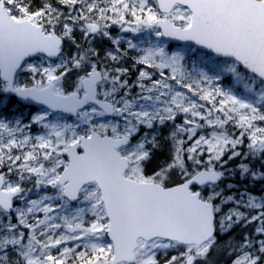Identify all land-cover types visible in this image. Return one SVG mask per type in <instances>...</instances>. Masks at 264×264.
Listing matches in <instances>:
<instances>
[{
    "label": "snow or ice",
    "instance_id": "snow-or-ice-1",
    "mask_svg": "<svg viewBox=\"0 0 264 264\" xmlns=\"http://www.w3.org/2000/svg\"><path fill=\"white\" fill-rule=\"evenodd\" d=\"M111 25L207 49L213 75L186 72L181 54L149 48L136 63L157 69L160 78L141 70L133 95L123 78L129 70L115 66L127 53ZM77 31L86 45L77 43ZM97 37L116 48L101 57L92 46ZM66 42L75 55H62ZM37 53L60 62H28ZM21 72L33 74L31 86L18 81ZM225 74L233 86L219 83ZM13 97L46 108L30 123L23 113L8 119ZM49 110L72 113L78 122H52ZM180 115L183 122L175 124ZM107 117L119 119L101 122ZM168 121L171 160L148 175L160 148L156 126ZM33 123L46 134H28ZM205 127L212 131L198 135ZM144 128L152 131L133 142ZM245 139L242 154L237 148ZM242 155L240 174L264 182V0H0V264H209L220 233L242 222L258 226L254 237L242 238L233 264H264V196L237 199L220 187L225 166ZM174 172L180 179L169 186ZM26 180L55 194L26 200ZM16 200L26 205L16 207ZM73 201L82 206L70 207ZM229 203L236 207L222 211Z\"/></svg>",
    "mask_w": 264,
    "mask_h": 264
},
{
    "label": "rangeland",
    "instance_id": "rangeland-1",
    "mask_svg": "<svg viewBox=\"0 0 264 264\" xmlns=\"http://www.w3.org/2000/svg\"><path fill=\"white\" fill-rule=\"evenodd\" d=\"M108 31L112 37L118 38L120 40V52L121 53H124V52L127 53V55L124 56L123 59L120 60V62L118 64H116L115 66L127 68L129 70L126 77H123V78L128 79L129 84L132 85L131 92L133 95H136L137 93L140 92V88L137 85V79L139 76V72L141 70H146V71L150 72L152 74L153 79H159L160 78L159 72L157 69L148 68V66H146V65L136 63V60L144 54L143 50H145V49L162 47L164 49V51L169 56L176 54V53H179L183 56L182 64H183L184 70L186 72L195 74L196 72L202 70V71L208 72L209 75H213V72L210 71V69L214 67L213 62L209 61L208 57L205 56L204 53H200L199 50L195 46L193 47V45H192V47L188 46V45H180V47L170 48V42L167 39H164L163 37L156 36L155 33L152 32L151 30H142L139 32H132V31L126 32V31H123L121 29V26H119V25H111V27L108 29ZM75 36H76V40H77L78 44L83 46V45H86L88 43L87 40L82 38L81 33L79 31H77L75 33ZM129 41L132 44L136 45V48H129V46H128ZM92 46L101 54V57H104V55L107 51H112L116 48V45H114L112 43V41L109 40L107 37H104V38L97 37L95 40L92 41ZM193 49H195V51H193ZM75 52H76V47H75V45L71 44V42H66L64 44V47L62 50L63 56L69 57L71 55H75ZM187 53L191 54V57L189 59V63H185L186 57H188ZM213 60H223V59H219V58H216L213 56ZM59 62H60V57L56 61H51L44 56L36 57V59L30 61V63L36 64V65H43V66H47L50 63L55 64V63H59ZM104 63L107 65H112L114 62H112L110 60H104ZM164 71H165L166 75H170V72L168 69H164ZM36 78L39 79V76H37ZM76 79H77V76H76L75 72L69 74L68 78L65 81V89L67 91L73 90ZM18 81L21 82L22 84H27V85L31 86V84L33 83V74L28 73V72H21L18 75ZM143 83L150 84V81L145 80V81H143ZM219 83L222 86H224L225 88H228V87L233 86L234 80L230 74H225L224 77L222 78V80L219 81ZM237 90L240 92H243V87L240 86ZM184 91H187V90H184ZM201 103H203V102H201ZM12 104H15L16 106L13 107ZM12 104H10L8 106V108L4 111V115L8 119H13L14 117H19L20 114L23 113L24 123H30L32 117L35 114H37L40 110L45 109V108H40L37 110H30L28 107L25 108V106L19 102H16V101L13 102V100H12ZM50 112H51V115L49 116V120L52 122H56L57 120L60 123H67V124H75L78 122L77 117L70 118V117L65 116L62 113H55L52 111H50ZM105 119L112 121V122H115L119 118L118 117L115 119L102 118L101 122H104ZM182 122H183V116L180 115L177 117L175 124H181ZM86 127H87L86 125H82L80 129H77V131L82 133V129L86 128ZM228 127H229V130L232 133H234L235 135L239 134L240 129L234 128L231 125H229ZM156 128H157V139L160 142V148L153 151V158L145 168L146 174H148V175H151L153 171H158L160 167L164 166L166 163L170 162V160H171L172 145H171L170 141L168 140V137H169V134L174 130L173 122L168 121L164 125H157ZM149 131H152V130L147 129V128L142 129L140 136L134 137L133 142H135L137 139H140L141 136L143 135V132H149ZM211 131H212V129L210 127H205L202 130V132H198V135L199 134H208ZM26 132H28V134H30L32 136H38V135L46 134L47 130L44 129L41 125L33 123L31 125L30 129H26ZM183 138L186 139V137H183ZM188 143L190 144L191 141H189ZM247 143H248V141H247V139H245V143L238 146L237 151H240L242 154L247 153L248 152ZM63 158L68 159L66 153L64 154ZM244 162H246V158L242 155L241 157L235 158V160H233V161H229V163L225 166L227 171H226V177H225L224 185H220V187L224 190V194L225 195H232V196L236 197L237 199H239L241 195H244L245 199H246L247 193H251L253 196H256V197L264 196V182L253 181L252 179L246 178L245 176L240 174L238 165L240 163H244ZM173 174H175V176L178 178V180L180 179L178 173L174 172V173L170 174V180H172ZM12 178H15L14 173L12 174ZM34 179H35V177H33V180ZM227 185H232V187L228 188ZM23 186L27 189H31V191H29L26 194V200L40 199L44 195L51 196V195H54L55 191H56L55 189H51L50 187H48V188L35 187L33 182L28 181V180L23 182ZM26 200H16L15 206L23 208L26 205ZM60 203H62V202L56 201L54 206H57ZM81 206L82 205H80L78 203L70 205V207H72V208L81 207ZM233 207H236V205L232 204V203L223 205L222 211L227 212L228 209L233 208ZM240 210L245 211L249 215L255 214L252 210H249V209H246L243 207H241ZM57 212H59L58 207H57ZM38 216H39V218H43V213H39ZM89 218H91L90 213L88 214L86 219H89ZM57 222H59V221H57ZM240 224H236L233 227V229L231 228V229L226 230L225 232L220 233V235H219L220 237L218 236V238H219L218 239V248L213 253L210 254L209 264H217V261H219V260L220 261L218 264H220V262H222V261L223 262L221 264H227V263L233 264V261H234L233 259H235L237 257V255L239 254V250H238V248L236 249V247L238 245H240L242 242V240L240 242H238L234 238L235 234L237 233L236 235H238V234L242 235V238L245 235H248L250 232H252V233L249 236L254 237L256 235V233L254 231L255 228L258 226L256 223L247 224V227L243 223L241 225ZM241 228H243V230ZM234 229H235V231H237L236 229H239V230L234 234V232H235ZM239 231H242V233L244 235L242 233H240ZM247 231H248V233H247ZM226 236L228 238H231L232 236H234V237L231 239H228ZM223 238H225V239H223ZM105 239L110 242L108 237H105ZM219 240H222V242H220ZM230 240H232L231 241L232 245H231ZM230 246H232V247H230ZM224 248H225V250H224L225 252H226V249H228L226 252L227 256L223 252ZM234 250H235V252H234ZM215 252H218V253H215ZM231 253H232V255H231ZM221 254H222V256L224 255L223 257H227V258L222 257V259H221L220 258ZM168 255L169 256L177 255V253L175 251H169ZM161 256H162V254H161ZM161 256H158V258H161ZM229 256H233L232 259H229L230 258ZM213 258H218V259L220 258V259L218 260V259H213ZM224 259H226V262H224ZM215 260H216V262H215Z\"/></svg>",
    "mask_w": 264,
    "mask_h": 264
},
{
    "label": "water",
    "instance_id": "water-1",
    "mask_svg": "<svg viewBox=\"0 0 264 264\" xmlns=\"http://www.w3.org/2000/svg\"><path fill=\"white\" fill-rule=\"evenodd\" d=\"M127 32H129V31H127ZM165 39H168V40H170L173 44H185V43H190V42H185V41H181V40H177V39H174V38H172V37H164ZM194 45V44H193ZM199 50H201V51H203V52H208V50L207 49H202V48H200V46H197V45H195ZM37 54H39V53H37ZM37 54H35L34 56H32V57H29V58H27V60H29V59H33L34 57H36L37 56ZM41 54H44L45 56H47V54H45V53H41ZM214 55V54H213ZM48 57V56H47ZM50 59H52V60H55V59H57V57H49ZM219 58H223V57H219ZM24 104H27L28 106H32V107H46L45 105H41V104H38V103H35V102H33V103H24ZM57 112H60V111H57ZM63 113H65V112H63ZM66 114H68V115H70V116H75V115H73L72 113H66ZM109 118H113V117H109ZM78 151H82V149H78ZM175 186V185H174ZM73 203H75V201H73Z\"/></svg>",
    "mask_w": 264,
    "mask_h": 264
},
{
    "label": "bare ground",
    "instance_id": "bare-ground-1",
    "mask_svg": "<svg viewBox=\"0 0 264 264\" xmlns=\"http://www.w3.org/2000/svg\"><path fill=\"white\" fill-rule=\"evenodd\" d=\"M201 53H202V52H201ZM194 55H195V54H194ZM242 223H243V222H242ZM242 223H241V224H242ZM241 224H240V225H241ZM251 225H252V224H251ZM246 227H247V225H246ZM232 229H233V228H232ZM241 229L243 230V228H241ZM252 229H253V228H252ZM236 230L238 231L239 229H236ZM248 230H249V229H248ZM253 230H254V229H253ZM234 231H235V229H234ZM237 231H235L234 234H235ZM250 231H251V230H250ZM250 231H249V232H250ZM228 232H229V231H228ZM239 232L242 233V231H239ZM232 233H233V232H232ZM247 233H248V231H247ZM251 233H252V232H250V233L248 234V236H249ZM229 234H230V233H229ZM236 234H237V233H236ZM236 234H235V237H236ZM242 234H243V233H242ZM245 234H246V233H245ZM243 235H244V234H243ZM240 236H241V235H240ZM240 236H239V237H240ZM219 237H220V236H219ZM222 237H223V236H222ZM226 237H227V236H226ZM226 237H225V238H226ZM233 237H234V236H232L231 238H233ZM235 237H234V238H235ZM237 237H238V236H237ZM225 238H223V239H225ZM227 238H228V237H227ZM231 238H228V239H231ZM241 238H242V237H241ZM218 239H219V238H218ZM228 239H227V240H228ZM235 239L237 240V238H235ZM232 240H233V239H232ZM232 240H230V242H231ZM239 240H240V239H239ZM239 240H238V242H240L242 239H241L240 241H239ZM219 241L222 242V240H219ZM224 242H225V241H224ZM233 242H234V241H233ZM236 242H237V241H236ZM236 242H235V243H236ZM238 242H237V243H238ZM231 245H232V242H231ZM234 245H235V244H234ZM236 246H237V245H236ZM230 247H232V246H230ZM233 247H234V246H233ZM237 248H238V247H236V249H237ZM233 249H234V248H233ZM220 250H221V249H220ZM224 250H225V248L223 249V252H224L225 255H226V252H227L228 249H226V252H225ZM221 251H222V250H221ZM218 252H219V251H218ZM218 252H215V253H218ZM234 252H235V250H234ZM219 254H220V253H219ZM233 254H234V253H233ZM231 255H232V253H231ZM223 256H224V255H223ZM223 256H222V254H221L220 258L222 259ZM226 256H227V255H226ZM212 257H213V256H212ZM217 257H218V256H217ZM229 257H230L229 259H232L233 256H229ZM220 258H219V259H220ZM223 258H227V257H223ZM213 259H218V258H213ZM213 259H212V260H213ZM219 259H218V260H219ZM233 260H234V259H233ZM213 261H214V260H213ZM219 261H220V260H219ZM219 261H217V264L219 263ZM230 261H231V260H230ZM210 262H211V261H210ZM215 262H216V260H215ZM222 262H223V261H222ZM222 262H220V264H221ZM224 262H226V259H224ZM231 262H232V261H231ZM211 263H212V262H211ZM213 263H214V262H213ZM227 264H229V263H227Z\"/></svg>",
    "mask_w": 264,
    "mask_h": 264
},
{
    "label": "trees",
    "instance_id": "trees-1",
    "mask_svg": "<svg viewBox=\"0 0 264 264\" xmlns=\"http://www.w3.org/2000/svg\"><path fill=\"white\" fill-rule=\"evenodd\" d=\"M188 46H191L192 47V45H188ZM194 47V46H193ZM200 53H201V51H199ZM203 53V52H202ZM187 56L188 57H186V60H185V63H189V59H190V57H191V54L190 53H187ZM13 102H14V99H13ZM177 181H179L178 180V178L175 176V174H173L172 175V180H170V183H169V185H173V184H175V182H177ZM224 181H225V179H224ZM224 181L221 183V185H224ZM238 236V237H237ZM240 234H238V235H236V237L235 238H237V241L240 239H242L241 237H242V235L240 236ZM239 240V241H240Z\"/></svg>",
    "mask_w": 264,
    "mask_h": 264
},
{
    "label": "flooded vegetation",
    "instance_id": "flooded-vegetation-1",
    "mask_svg": "<svg viewBox=\"0 0 264 264\" xmlns=\"http://www.w3.org/2000/svg\"><path fill=\"white\" fill-rule=\"evenodd\" d=\"M38 57H40V56H38Z\"/></svg>",
    "mask_w": 264,
    "mask_h": 264
}]
</instances>
